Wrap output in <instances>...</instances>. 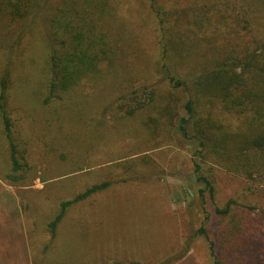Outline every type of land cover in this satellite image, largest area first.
I'll return each mask as SVG.
<instances>
[{
    "label": "rangeland",
    "instance_id": "obj_1",
    "mask_svg": "<svg viewBox=\"0 0 264 264\" xmlns=\"http://www.w3.org/2000/svg\"><path fill=\"white\" fill-rule=\"evenodd\" d=\"M3 23L0 74L7 68L12 75V117L27 140L31 169L27 178L8 179L0 121V264H215L208 241L195 234L204 226L216 251H224L229 218L218 216L216 206L233 199V212L264 221V176L248 179L204 159L202 169L215 194L211 200L206 192L201 204L193 161L197 143L176 135L175 119L160 107L153 111L151 104L126 115L116 106L117 97L132 88L168 87L160 68V33L147 0H121L110 30L113 74L84 84L80 113L64 116L63 123L53 122L41 102L44 25L36 21L10 52L27 22ZM103 180L112 186L71 207L51 239L47 223L60 201ZM218 256L221 264H264L227 251Z\"/></svg>",
    "mask_w": 264,
    "mask_h": 264
},
{
    "label": "trees",
    "instance_id": "obj_2",
    "mask_svg": "<svg viewBox=\"0 0 264 264\" xmlns=\"http://www.w3.org/2000/svg\"><path fill=\"white\" fill-rule=\"evenodd\" d=\"M147 2L160 33V68L168 87L162 92L148 85L132 88L117 97L116 106L126 115L151 104L153 111L160 107L168 119H175L176 135L197 143L193 161L201 204L206 192L211 200L215 194L210 174L202 169L204 159L248 179L263 177L264 0ZM120 6L121 0H0V25L5 19L27 22L10 44V52L36 21L44 25L41 102L55 116L53 122L63 123L64 116L80 113L84 84L113 74L116 52L110 30ZM9 71L6 68L0 74V121L9 154L7 177L15 182L27 178L31 166L27 140L15 129L12 117L16 105ZM111 186L109 180L96 182L60 201L47 223L51 239L71 207ZM236 204L230 199L214 208L218 216L229 218L224 251H216L204 226L195 235L206 238L215 264H221L218 255L226 251L246 262H264V221L236 214ZM246 209L252 212L255 207Z\"/></svg>",
    "mask_w": 264,
    "mask_h": 264
}]
</instances>
